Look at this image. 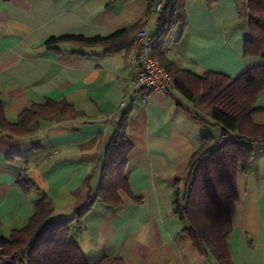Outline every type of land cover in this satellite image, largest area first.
<instances>
[{
  "label": "crops",
  "instance_id": "1",
  "mask_svg": "<svg viewBox=\"0 0 264 264\" xmlns=\"http://www.w3.org/2000/svg\"><path fill=\"white\" fill-rule=\"evenodd\" d=\"M147 5L148 0H0V101L7 121L14 123L31 103L47 99H64L76 112L41 120L22 136L9 137L0 128V236L27 222L40 193L50 200L53 218L85 206L99 186V160L114 122L130 109L125 176L131 196L119 191L122 204L115 208L96 201L74 225V241L88 264H208L182 231L172 201L200 138L218 137L220 127L208 124V111L172 87L133 88L130 55L43 44L65 34L105 36L139 20L153 35L157 14L144 17ZM184 12L182 34L173 43L172 36L164 41L166 57L178 68L235 78L263 63L244 54L246 0H184ZM254 108L259 111L253 123L264 125V91ZM251 145L254 159L248 172L238 173V197L230 206L232 264H264V143ZM9 154L20 155L8 160ZM24 169L31 181L26 189L18 182Z\"/></svg>",
  "mask_w": 264,
  "mask_h": 264
},
{
  "label": "trees",
  "instance_id": "2",
  "mask_svg": "<svg viewBox=\"0 0 264 264\" xmlns=\"http://www.w3.org/2000/svg\"><path fill=\"white\" fill-rule=\"evenodd\" d=\"M249 18V36L244 41V54L257 55L263 63L246 69L230 78L217 72L202 76L178 68L165 55L164 41L170 31L179 25L178 37L185 25L184 0H165L156 9L154 0H148L144 17L156 12V29L151 35L150 51L158 58L172 80V88L186 100L208 111L212 126H219L218 137L202 136L191 153L184 181L175 182L172 207L178 219L184 222L182 231L208 264H232L228 238L232 231L230 206L237 200V175L246 173L254 159L251 144L264 143V125H256L252 115L257 96L264 91V0H246ZM143 21L133 22L105 35L84 36L65 34L51 36L43 44L49 48L58 44H74L80 49L99 48L102 54L130 55V45ZM72 105L64 99H47L31 103L23 109L14 123L5 118L0 101V128L9 137L22 136L33 131L41 120L57 116H74ZM131 110L122 112L114 122L111 137L100 158V183L92 199L69 217L53 218V207L44 193L33 204L27 222L12 229L6 237L0 236V254L10 257L4 264H88L71 236L74 225L93 210L100 201L111 207L122 204L119 191L131 196L125 176V167L132 145L127 139ZM20 154H9L13 159ZM25 189L30 184L24 169L18 181ZM95 264H104L99 261Z\"/></svg>",
  "mask_w": 264,
  "mask_h": 264
},
{
  "label": "built area",
  "instance_id": "3",
  "mask_svg": "<svg viewBox=\"0 0 264 264\" xmlns=\"http://www.w3.org/2000/svg\"><path fill=\"white\" fill-rule=\"evenodd\" d=\"M161 2L156 4L158 10ZM151 35L147 27L136 31L130 45V62L133 67V88L144 92H165L172 87V80L158 58L150 51Z\"/></svg>",
  "mask_w": 264,
  "mask_h": 264
},
{
  "label": "rangeland",
  "instance_id": "4",
  "mask_svg": "<svg viewBox=\"0 0 264 264\" xmlns=\"http://www.w3.org/2000/svg\"><path fill=\"white\" fill-rule=\"evenodd\" d=\"M177 29H178V27H173L171 32H170L171 33L170 36H168V37L172 36V38L170 40H168V41H171V43H173L174 36H176V33H178ZM71 232H72V230H71ZM71 236L74 237V234H71ZM10 259H11L10 257L3 256L2 254H0V264L7 263L10 261Z\"/></svg>",
  "mask_w": 264,
  "mask_h": 264
}]
</instances>
